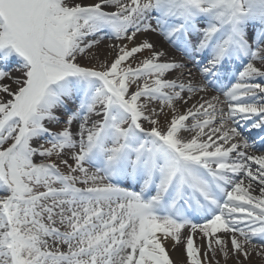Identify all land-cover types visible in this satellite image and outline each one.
I'll use <instances>...</instances> for the list:
<instances>
[{
	"label": "snow or ice",
	"instance_id": "snow-or-ice-1",
	"mask_svg": "<svg viewBox=\"0 0 264 264\" xmlns=\"http://www.w3.org/2000/svg\"><path fill=\"white\" fill-rule=\"evenodd\" d=\"M245 131L264 133V0H0V264L264 258Z\"/></svg>",
	"mask_w": 264,
	"mask_h": 264
},
{
	"label": "bare ground",
	"instance_id": "bare-ground-1",
	"mask_svg": "<svg viewBox=\"0 0 264 264\" xmlns=\"http://www.w3.org/2000/svg\"><path fill=\"white\" fill-rule=\"evenodd\" d=\"M150 38L154 43L157 44V46L159 48H161L162 50H164L167 53V56L165 57V59H175L176 61L187 63L186 59L183 57V54L181 52L177 51L176 49H174L171 45H169L167 43V41H165L161 36L153 33V34H150ZM109 43H116V42L115 41H108V40L103 41L102 44L99 46V50L101 51V53H105L107 51V49H105V45H107ZM114 55H115V52L113 51L112 56H114ZM111 58H112L111 56L108 57L109 60ZM189 70H191V72H192L191 77H188L186 75H184V76L180 75V73H186ZM173 75L178 76L180 79L184 80L185 82L188 79H191L194 84H199L202 82V80L200 78L201 74L197 70L196 65L194 67L179 69ZM169 78H171V77H169ZM186 95H187V93H186ZM191 95H192V101H189V104H191L193 101H195L197 96H208V95H219V94L210 90L209 93L197 92V93H192ZM221 99L223 100V96H221ZM52 127H53V130H57L58 126H52ZM240 140H241V138L238 137L235 142H240ZM248 151L253 155L264 154V153H260V152H256V151H253V152H251L250 150H248ZM246 183H247V181H246ZM254 194H256V193H254ZM194 242L196 245H200L202 243L201 240L199 239V237L194 238ZM256 242L258 243V241H256ZM169 254H170L171 258L174 260L175 264H185L186 257H185V253H184V245L177 246L175 250H172L171 248H169ZM241 259H243V257H241ZM221 264H223L222 258H221ZM228 264H235L234 258H230L228 261ZM245 264H264V258L257 256L255 254V252H253L251 254L250 258L247 261H245Z\"/></svg>",
	"mask_w": 264,
	"mask_h": 264
}]
</instances>
